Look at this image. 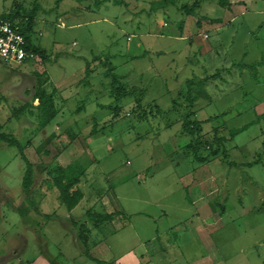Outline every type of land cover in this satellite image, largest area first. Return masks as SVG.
Masks as SVG:
<instances>
[{
  "label": "rangeland",
  "instance_id": "374dc122",
  "mask_svg": "<svg viewBox=\"0 0 264 264\" xmlns=\"http://www.w3.org/2000/svg\"><path fill=\"white\" fill-rule=\"evenodd\" d=\"M95 1L0 0L4 15L34 14L28 30L48 58L36 55L22 65L0 67L2 132L19 140L33 165L35 202L23 189L26 163L18 147L0 140V264H264L248 252L249 246L261 248L249 241L264 243V204L257 205L264 189L248 178L253 174L264 185V164H249L258 154L264 160V1L242 0L247 14L233 21L235 3L225 9L217 0H204L208 12L200 1L192 14L174 1L166 9L153 5L159 0H109L99 6ZM196 1L179 4L189 8ZM211 6L212 17H223L225 25L204 16ZM198 20L203 22L197 25ZM179 22H186L183 38ZM251 61L252 70L243 67ZM142 69L149 72L144 82L128 85L143 89L142 107L134 100L138 92L117 100L113 78ZM201 77L208 79L198 82ZM187 91L194 97L199 92L195 107L202 108L197 118L207 138L221 130L210 138L221 141L213 146L218 164L209 161L219 187L230 191L240 180L246 194L230 202L258 207L235 228L212 227L205 239L192 234L181 258L163 242L173 238L168 233L177 221L173 211L188 205L191 184L204 175V168L194 171L192 164L202 160L184 148L181 134L191 104ZM41 96L56 100L61 111L46 126L37 110ZM94 96L108 106L96 109ZM75 177L79 182L71 191L81 190L83 198L68 209L58 179L67 185ZM168 209L170 220L161 219ZM89 212L116 219L96 225L86 221ZM157 229L165 236L152 240ZM207 254L210 260H200Z\"/></svg>",
  "mask_w": 264,
  "mask_h": 264
},
{
  "label": "crops",
  "instance_id": "0c3cea01",
  "mask_svg": "<svg viewBox=\"0 0 264 264\" xmlns=\"http://www.w3.org/2000/svg\"><path fill=\"white\" fill-rule=\"evenodd\" d=\"M159 1H161V0H159ZM179 1H183V0H176L177 6H179V8L182 6V4H186V3H182L180 5ZM200 1L203 2L204 0H199V1L193 2L191 5L196 4V6L199 7ZM229 1L231 2V4H230V6L224 7L225 9L226 8H228V9L231 8V5H233L235 3L236 9L239 10L237 15L233 16L230 19V21H233L235 19V17H237L240 14H242V15H246L247 14L248 8H247V5H246L245 1H242V0H236V1L229 0ZM262 1H264V0H262ZM124 2L125 1H123V3ZM204 2H205L204 3V10L206 12H208L209 10H208V8L206 6L207 2L206 1H204ZM153 3H156V1H154ZM217 3H218V0H217ZM173 4H175V3H173ZM218 5L216 4L215 7H217ZM167 6H169V4L168 5H163V6H161V8L163 7L164 9H166ZM196 6H195V10L197 9ZM243 6H244V8H243ZM211 8L213 9V11L211 13H209L208 15H204V12H203V15L204 16H208V17L211 16L210 17L211 19H216L217 17H212V16H214L215 8H213L212 6L210 7V9ZM253 11L256 14H261L262 13L261 10L259 11L257 9H255ZM226 13H228V12H226ZM225 20H227V19H225ZM203 21H204V19H203ZM216 23L218 25H220V26L225 25L223 17L222 18H217V22ZM185 25H186V22H179L177 27H179L182 31L176 29L177 30V34H179V37H181V38L184 37L183 36V31H184L183 29H184ZM153 31L161 32L159 30H153ZM178 31H180V32H178ZM34 42H35V44H37L35 40H34ZM37 45H39V44H37ZM255 64L256 63L251 61L247 65L243 64V67L244 68L249 67V69L252 70V68L255 66ZM145 75H149V72H147L146 70H143V69L142 70H138L137 72H134V74H131L129 76V78H127L126 77L127 75H125L124 77H121L119 79L118 75H117V78H116L117 81L121 82L122 84L120 86H116V87H120V89L124 88L126 90H130L134 86H130L129 87L128 85H130L131 82H133L135 80H139L140 84L143 83ZM206 78L207 77L198 78L199 79L198 82L204 81V79H206ZM130 79H134V80H130ZM188 80H191V79H188ZM147 81H148V79L146 80V82ZM150 87H151V90L153 91V89H154L153 85H151ZM136 88H137V92H140L141 90H143L139 86H137ZM89 89H90V87H89ZM90 92L93 93V90H90ZM112 92H113V90H111V94H112ZM189 92L190 91H187L186 95H189ZM180 93L181 92H179V94ZM190 93H191L194 101H193L192 105L189 104L190 109L187 111V113L185 115H183V130H182L181 134L184 136V140H183V142H185L184 148L187 145H189V143L191 142V140L193 138L196 137V135H194V137H193V135H190V133H188L185 130L184 121L187 118V116L189 117V120L191 122L194 123L195 121H200L201 124L203 125V120H199L197 118V112L199 110H201L202 108L199 107V106L195 107V104H196V102L198 100V97H197L198 94L197 93H199V92H195L194 93L196 98L193 96L192 92H190ZM134 100L136 101V99H134ZM154 100H157V99L154 98ZM90 101L95 102L94 106L96 107V109H104L105 107L108 106L107 104L97 103L99 101V97L98 96H94V98L91 99ZM143 101H144V97L142 99L141 104L138 105L139 107H142L141 105L143 104ZM151 101H153V100H151ZM92 102H89L88 106L90 108H91V106H93L91 104ZM135 103L137 104V102H135ZM56 108H57V111H58V114H59V112H61V111L59 110L57 105H56ZM119 110H120V107H119ZM119 110H118V112H119ZM208 120H210V119H207V121ZM100 125H101V121H100ZM219 131H221L219 128H217L215 131L211 130L210 131L211 132V137H209L208 139L214 137V135L218 134ZM207 134H208L207 132L204 133L202 131L200 135H201L202 138L206 139L207 136H208ZM225 141L226 140H224L223 143ZM203 152L207 153V151H205V150H203ZM218 154H219V152L217 151L216 154L209 155L208 156L209 159L208 158L207 159H201L202 162H198L197 161V165L192 164L194 171L198 170L199 168H204V175L201 174L199 176L198 181H196V182L194 181V184H191V186H192V195L188 194V196H187L188 199L185 200V202H187L188 205H182L181 207H179V208H177V209H175L173 211L174 216L177 217V221L175 223H172L173 225L171 224L172 226H170V228L168 229L169 235H171L173 238L170 239L171 238L170 237V238L164 239V242H163V243H165L167 245L168 253H171V251H174V254L177 252L179 257L181 256V258H184L183 257L184 253L182 254L180 251H182V248H183L184 244L186 243L185 241L188 240L191 237L192 234H193V236L198 237V238L200 236H203V238L205 239L208 236V232H210L213 228L214 229L217 228L218 226L219 227L222 226V227H225V228L233 226L235 228V223L236 222L241 221V218H244L245 216L248 215L247 213H250V214L254 213L257 210L256 207H258L259 205L261 206V204H264V190H259V193L257 194L258 197H259V199H258L259 203L257 204L258 206H256L255 204H248L247 203L248 205H246V204L240 203V205L238 204L237 207H234V205L230 202V198L233 195L241 193V195H240V200H241L242 198H244L243 196L246 194V191L242 192V187H241L240 180L236 184H234L233 189L230 186V188H231L230 191H227L228 185L226 187H224V185H223V187H219L220 186V185H218L219 178L215 175V173H217V171H216V169H213V168L209 167V161H211L210 164H213V165L217 166L218 159L216 158V156ZM257 154L258 153H256V155ZM206 155H208V153ZM191 157L193 158L192 155H191ZM193 161H196V160H193ZM259 163H263L264 164V160L261 157V154H258L257 158H255V160L253 162H250L249 164L250 165H254V164H259ZM248 178H250L249 182L252 184V186H256L257 187V186H259L261 184L263 189H264L263 183H259V181H260L259 177H255V175L250 174V176ZM193 180H195V179H193ZM226 180L227 179H225L224 181H226ZM209 182H213L214 185H209ZM226 191H227V193H226ZM229 206L233 207V209L229 208ZM184 210H187L188 212H184ZM169 213H171V211L169 209L168 210H163V215L160 218L161 219L170 220ZM91 227H89L90 232H91ZM246 228H247V226H246ZM164 232H165V230H164ZM161 235L165 236V233H163V231H160L159 229H157V233H156V235L153 236L152 240H160L161 239ZM249 243L250 244H254L255 243L256 246H260L261 247L260 249H256L255 247H250L249 246V249H248V252H250L249 254H253V256H255V253H256L258 255V258L264 259V255H261V252L262 251L264 252V243H263V245H261L262 243H256L255 240L249 241ZM204 258H207L206 260H210L211 259L208 254L207 255H203V257H201L200 260H204ZM40 264H43V263H40ZM143 264H146V263H143ZM149 264H153V262H150Z\"/></svg>",
  "mask_w": 264,
  "mask_h": 264
},
{
  "label": "trees",
  "instance_id": "16d2710c",
  "mask_svg": "<svg viewBox=\"0 0 264 264\" xmlns=\"http://www.w3.org/2000/svg\"><path fill=\"white\" fill-rule=\"evenodd\" d=\"M60 1L61 0H57V4H59ZM104 1H109V0H96L95 5L99 6V4L105 3ZM113 1L115 3H118V4L122 3V1H120V0H113ZM165 1H167V3H165ZM171 1H174L173 3L176 2V0H161L158 3H153V5H156V6L168 5ZM218 4L220 6L227 7V6H230L231 2L229 0H218ZM195 6H196V4H193L188 8L187 4H182V6L180 7V10L184 11L186 14H192L195 11ZM6 16H8L9 18H11L13 20L20 21L22 23V25L25 26L27 39L29 42V49L33 50L35 52V54L37 56L41 57L42 59H48L47 55H46L47 50L45 48H43L42 46L35 44L34 39L31 35V31L29 32V30H28L30 28H31V30L33 29V25H34V21H35L34 20V14L31 15L32 17H25V16L21 15V12L19 10H16L15 12L8 14ZM211 21H217V19H211ZM200 24H201V21L198 20V25H200ZM116 78L117 77L113 78L112 88L116 94L115 96H116L117 100H120V98L123 96H127V95L129 96V95H131L133 93L135 94L137 92L136 87H132L130 90H126L124 88L120 89V88L116 87L114 85V82L117 80ZM206 79H208V78H206ZM138 93H139V95L136 98V102H137V104H141L142 99L144 97V92L140 91ZM190 97H191V100H189V101L191 102L190 105H192L194 99H193L191 93L189 92L188 99H190ZM39 100H40V103H39V106L37 107V110L39 111V109H40V111H41V116H42V120H41L42 123L41 124L43 126H46L53 120V118L56 117V115L58 114V111H57L54 99L50 98V96H48V97L41 96L39 98ZM48 101H49V103H46ZM47 104H49V106L46 107ZM118 110H119V106H115V112H117ZM45 111H50V113L44 114ZM184 127H185V130L188 133H190V135H193V137H194V135H196V137L191 140L189 145H187L185 147L188 152H190L191 154L194 153L196 159H198V160L207 159V158H209L208 157L209 155L217 153L218 150L214 149L215 147H213V146L221 144V141L218 140L219 142L218 141L216 142L215 139L211 140L208 138H206V139L202 138L200 134L203 131V127H202V124L200 121H195L193 123L189 120V117L187 116V118L184 121ZM236 131L239 132V131H242V129H239ZM0 140L4 141L10 147H18L19 153H20L22 159L26 163V170H25V174H24V178H23V189L25 191L26 198H28L29 201H31V204L34 205L35 202H34L33 192H32V187L34 184V168H33L32 163L28 160V158L26 157V155L24 153V147L22 146V144L19 142V140L14 135L8 134L6 132H2V124L1 123H0ZM205 147H206V150H210V152H208V155H206V156L202 152L203 148H205ZM78 182H79V179L77 177H75V178L71 179L67 185H64L62 180L58 179V187L60 189V195H61L63 203L65 204V206L68 209H73L74 207H76L83 198V193L81 190L76 189L74 191H71L72 186L78 184ZM44 217H46L48 220H50L52 218V215L45 214ZM114 219H116L115 215H99V214H91L89 212L86 221L89 220V221L95 222L96 225H98L99 223H104L107 221H113ZM99 263L103 264V262H101V261H99Z\"/></svg>",
  "mask_w": 264,
  "mask_h": 264
},
{
  "label": "built area",
  "instance_id": "2783aa9c",
  "mask_svg": "<svg viewBox=\"0 0 264 264\" xmlns=\"http://www.w3.org/2000/svg\"><path fill=\"white\" fill-rule=\"evenodd\" d=\"M35 57L29 49L25 26L0 13V67L22 65Z\"/></svg>",
  "mask_w": 264,
  "mask_h": 264
}]
</instances>
